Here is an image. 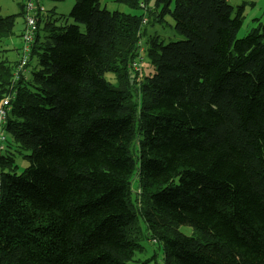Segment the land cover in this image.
<instances>
[{
    "label": "trees",
    "instance_id": "1",
    "mask_svg": "<svg viewBox=\"0 0 264 264\" xmlns=\"http://www.w3.org/2000/svg\"><path fill=\"white\" fill-rule=\"evenodd\" d=\"M74 1L37 13L31 74L0 59V264H148L140 219L166 264H264V21L239 37L228 0ZM167 15L185 38L147 34Z\"/></svg>",
    "mask_w": 264,
    "mask_h": 264
},
{
    "label": "rangeland",
    "instance_id": "2",
    "mask_svg": "<svg viewBox=\"0 0 264 264\" xmlns=\"http://www.w3.org/2000/svg\"><path fill=\"white\" fill-rule=\"evenodd\" d=\"M34 2L36 4L37 0H34ZM39 2H42L44 4L46 13H48L49 11L52 12V10H56L54 5H57L56 8L58 12H63L68 15L72 10L75 1L63 0L60 2H56L52 0H39ZM228 2L237 7L241 4H244V24L239 31V37L245 36L253 26L257 25V21L255 20L256 18H260L261 21H264V0H228ZM27 3L28 0H0L1 16L20 13L15 18L13 33L10 36L4 38L2 42H0V59H9L11 63L18 60V63L15 65V78H18V76L21 77L22 75H26L27 71L29 75L31 74V71L37 67L36 55L30 58V61L26 65H24V67H21V62L19 59L21 48L24 45L21 30L23 27L25 28L27 22L25 18V4ZM150 5L151 7H154L155 0H152ZM174 5L175 0H173L172 8H174ZM100 6L102 8L106 7L110 11H134V9H131L128 5L118 3L116 2V0H100ZM144 11V9H141L137 10L136 12L143 13ZM37 21L39 22V19H37ZM67 23L72 24L74 23V20L72 18H68ZM40 26H43V22L40 23ZM81 28L85 29V26L81 25ZM146 31L147 34L156 31L160 35V38L165 42L171 40H181L185 38L184 35L180 34L175 29V21L171 15H167L164 22L156 21L155 23H148L146 26ZM134 69H136V71H141L143 75L155 73V68L151 65V62L146 55L144 61L142 62V67L138 66L134 67ZM105 76L108 80L114 83L116 82L114 73L107 72ZM6 134L9 138L10 135L7 132ZM28 153L30 152L27 150H21L17 148L16 163L18 165V172H21L26 166L30 164L29 159L25 157V155ZM135 189H138L136 185H134V190ZM138 225L141 230L138 234H135L138 236L137 240L143 245L144 250L138 251L136 254V258L143 261L148 260V264H166L163 244L151 238L150 232L142 219H140ZM180 230L186 234L193 233V228L188 225H181Z\"/></svg>",
    "mask_w": 264,
    "mask_h": 264
},
{
    "label": "built area",
    "instance_id": "3",
    "mask_svg": "<svg viewBox=\"0 0 264 264\" xmlns=\"http://www.w3.org/2000/svg\"><path fill=\"white\" fill-rule=\"evenodd\" d=\"M25 18L27 20L26 26L22 32L23 37V47H22V57L20 59L21 67H24L30 61V52L31 47L35 39V34L38 29L37 13L44 14L46 13L45 7L37 0L36 4L34 0H28V3L25 4ZM135 67H138L139 64H134ZM19 78V76H18ZM8 103L9 99L4 98L0 101V151L4 148V142L7 138V135L4 131V125L6 123L7 112H8Z\"/></svg>",
    "mask_w": 264,
    "mask_h": 264
},
{
    "label": "crops",
    "instance_id": "4",
    "mask_svg": "<svg viewBox=\"0 0 264 264\" xmlns=\"http://www.w3.org/2000/svg\"><path fill=\"white\" fill-rule=\"evenodd\" d=\"M40 3L44 6V4H43L42 2H40ZM23 6H24V4H23ZM44 7H45V6H44ZM45 9H46V8H45ZM13 14H17V13H13ZM45 15H46V13H45ZM24 21H25V20H24ZM23 28H24V27H23ZM23 28H22V30H23ZM22 30H21V33L23 32ZM26 75H28V71H27Z\"/></svg>",
    "mask_w": 264,
    "mask_h": 264
}]
</instances>
